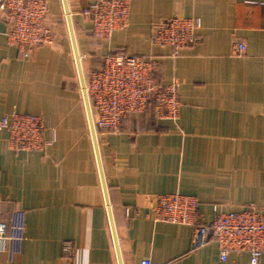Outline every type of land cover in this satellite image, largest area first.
<instances>
[{
	"label": "crops",
	"instance_id": "obj_1",
	"mask_svg": "<svg viewBox=\"0 0 264 264\" xmlns=\"http://www.w3.org/2000/svg\"><path fill=\"white\" fill-rule=\"evenodd\" d=\"M46 1L54 40L28 56L6 44L0 18V119L12 111L40 116L47 143L14 151L0 130V221L9 225L20 210L25 223L24 240L1 263L250 264L236 252L221 263L215 243L194 248L190 226L156 222L151 209L159 195L176 193L196 199L195 220L204 225L215 213L264 211L261 0H128L127 26L108 40L94 37L84 14L92 0H66L84 78L113 52L150 58L155 84H178L175 121L148 107L119 133L97 136L106 191L63 2ZM172 18L200 22L194 43L176 55L152 41L155 27ZM235 41L245 44L243 54L233 53Z\"/></svg>",
	"mask_w": 264,
	"mask_h": 264
},
{
	"label": "built area",
	"instance_id": "obj_2",
	"mask_svg": "<svg viewBox=\"0 0 264 264\" xmlns=\"http://www.w3.org/2000/svg\"><path fill=\"white\" fill-rule=\"evenodd\" d=\"M84 14L89 17L93 35L99 40H108L114 31L127 26L129 2L92 0ZM0 18L8 24L6 44L22 56L53 41L46 24V0H0ZM199 26L198 19L172 18L155 27L152 41L158 46L171 47L176 55L180 48L194 43ZM245 49L242 41H235L232 47L236 55L243 54ZM153 68L150 58L112 52L104 57L99 68L87 75L85 91L97 136L119 133L130 115L148 107L159 119H177L178 84L175 81L155 84ZM0 130L7 131L8 145L14 151H41L47 144L42 139L44 125L38 115L12 111L0 119ZM197 205L191 196L163 194L156 198L151 210L156 222L190 226L194 248L215 243L221 263L230 252H236L247 253L249 263L258 264L264 253V211L247 207L238 212L215 213L211 222L204 225L195 220ZM24 233L23 211H14L9 225L0 221V255L8 252L11 255L13 247L24 240ZM62 252L65 256L72 255L69 243H63ZM139 264H149V261L142 259Z\"/></svg>",
	"mask_w": 264,
	"mask_h": 264
},
{
	"label": "water",
	"instance_id": "obj_3",
	"mask_svg": "<svg viewBox=\"0 0 264 264\" xmlns=\"http://www.w3.org/2000/svg\"><path fill=\"white\" fill-rule=\"evenodd\" d=\"M62 2H63L64 13H65V17H66V23H67L69 38H70L71 45H72L74 61H75V64H76V70H77L79 85H80V89H81L82 99H83V103H84V107H85V113H86V117H87L89 133H90L93 149L95 151V156H96V159H97V163H98V166H99V171H100L101 177H102L100 158H99V150H98V142H97L96 132H95V129H94V126H93V122H92V116H91V111H90V106H89L87 94H86V91H85V81H84V75H83V71H82V67H81L80 57H79V54H78V51H77V46H76V42H75V37H74V33H73V28H72V25H71V19H70V15H69V11H68L66 0H62ZM102 183H103L104 190L106 191L103 177H102ZM109 221H110V225H111V228H112V231H113V224H112V219H111L110 212H109ZM114 241H115V244H116V247H117V242H116L115 236H114Z\"/></svg>",
	"mask_w": 264,
	"mask_h": 264
},
{
	"label": "rangeland",
	"instance_id": "obj_4",
	"mask_svg": "<svg viewBox=\"0 0 264 264\" xmlns=\"http://www.w3.org/2000/svg\"><path fill=\"white\" fill-rule=\"evenodd\" d=\"M49 16V15H48ZM184 19H192V18H184ZM48 28H49V26H48ZM49 30H50V32H51V34H52V36H54V34H53V32L51 31V29L49 28ZM53 40H54V37H53ZM53 43V41L50 43V44H47V45H51ZM85 79H86V77L84 78V81H85ZM78 92L80 93V89L78 90ZM16 112V111H15ZM18 113V112H17ZM96 137H97V135H96Z\"/></svg>",
	"mask_w": 264,
	"mask_h": 264
},
{
	"label": "trees",
	"instance_id": "obj_5",
	"mask_svg": "<svg viewBox=\"0 0 264 264\" xmlns=\"http://www.w3.org/2000/svg\"><path fill=\"white\" fill-rule=\"evenodd\" d=\"M95 37V36H94ZM96 38V37H95ZM97 39V38H96ZM99 40V39H98ZM153 77V76H152ZM1 222H3V223H5L4 221H1Z\"/></svg>",
	"mask_w": 264,
	"mask_h": 264
}]
</instances>
